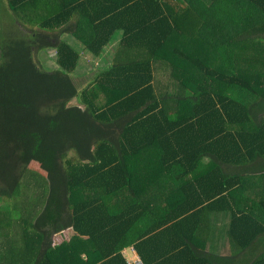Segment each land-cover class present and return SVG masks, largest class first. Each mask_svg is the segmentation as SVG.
Listing matches in <instances>:
<instances>
[{
  "label": "trees",
  "instance_id": "trees-1",
  "mask_svg": "<svg viewBox=\"0 0 264 264\" xmlns=\"http://www.w3.org/2000/svg\"><path fill=\"white\" fill-rule=\"evenodd\" d=\"M119 31L112 66L76 75L65 36L100 56ZM244 44H264V0H0V264H264V77L239 72ZM214 215L229 255L209 250Z\"/></svg>",
  "mask_w": 264,
  "mask_h": 264
},
{
  "label": "rangeland",
  "instance_id": "rangeland-1",
  "mask_svg": "<svg viewBox=\"0 0 264 264\" xmlns=\"http://www.w3.org/2000/svg\"><path fill=\"white\" fill-rule=\"evenodd\" d=\"M206 1L208 4L211 2V0H206ZM190 20H192L191 16L188 15V21H190ZM186 25H187V23H186ZM211 25L214 26L215 30L217 29L215 24H211ZM194 26L196 27V25H194ZM186 31H187V35H188L187 38H189V37H192L194 35L195 28L192 26L188 30V26H187ZM119 34H120V32H118V34H116V36L117 37L120 36ZM218 35H219V33H218ZM187 38H184V39H187ZM65 39L71 44L79 42L77 39L76 40L78 42L75 40V38H73L71 36H69V37L65 36ZM181 42H182V40L179 39L177 36H175L172 39L170 46L172 48L173 46L180 44ZM196 42H198V41H196ZM78 44L82 47V48H76V50L81 54L82 62L80 60V62H81L80 69L77 70L76 75L77 74L78 75H86L88 72L92 71L93 69H96L97 65H98V67H101V68L107 67L108 64H106L105 66H102L101 64H97V60L101 56L96 57L95 55H93L89 51H85V49H83V48H85L83 45H81L80 43H78ZM244 46H245L243 48L244 51L239 54V58H238V66L240 69L239 72H241V74L247 78L251 77L252 79H255L256 77H264V44L263 45H261V44H257V45L256 44L255 45L244 44ZM114 47H116V46H114ZM171 48H169V49H171ZM189 49H190L191 55L196 56L198 58H201L207 62L213 63L216 60V55L212 50V46H206L204 44H201L200 46H196V47L189 48ZM44 52H46V53H44ZM44 52L40 54V58H41V60L43 59L44 66L48 69H58L59 67H57V65H56V59H57L56 51L53 49H50V50H46ZM107 52H108L107 57L110 58L111 57L110 50H108ZM102 58H100L99 61L103 63V62H105V60H103ZM112 61L113 60L110 61V64L112 63ZM182 71L184 73L188 72L185 69H183ZM171 81L173 82V85H171L172 91L176 93L177 88L179 87V85H177V83L181 82V80L180 79L176 80L175 78H172ZM191 92H192L191 89H189L186 92V94L190 95ZM100 100H105V96L103 95ZM72 104L73 105H79L80 102H79V100L76 99L72 102ZM154 154L155 153H153V155ZM153 155H152V157H150V159L152 158L151 160L150 159H147V161L145 160L144 164L140 167L139 172H138L139 173L138 179L140 182V186H141V188H144L145 190H148L149 186L161 177V171H160V168L158 167L157 157L153 156ZM20 199H21L20 201L22 202L23 199L22 198H20ZM216 218L217 217H215V216L212 217V219L214 220L213 224H219L220 227H223L221 229V231L225 232L226 228H228L227 225L220 224V222L218 223V221L215 220ZM11 231H12V233L16 232V230L14 228H12ZM214 232H216V231L212 228V233H214ZM217 238H219V237H217ZM220 240L222 242H228L229 238H227L225 236V234L223 235V233H222ZM230 248H231V246H230ZM217 253H222V252H217Z\"/></svg>",
  "mask_w": 264,
  "mask_h": 264
},
{
  "label": "crops",
  "instance_id": "crops-1",
  "mask_svg": "<svg viewBox=\"0 0 264 264\" xmlns=\"http://www.w3.org/2000/svg\"><path fill=\"white\" fill-rule=\"evenodd\" d=\"M120 32V36H114V38L112 39L113 41H111L112 43H110L104 50L105 51H103V53L100 55V56H96V57H100V58H102L103 60H105V62H100L99 60H100V58L97 60V64H101L102 66H105L106 64H108L107 65V67H98V65H97V67H96V69H93L92 71H90V72H88L87 74H91V73H93V72H95L96 70H98V69H107V68H109L110 66H112V64H113V62H114V58H115V55H116V52L118 51V49H119V46H120V43H121V40H122V37H123V32L122 31H119ZM116 34H118V33H116ZM67 37H69V36H67ZM74 38V37H73ZM75 40H76V38H75ZM67 41V40H66ZM77 41V40H76ZM68 42V41H67ZM78 42V41H77ZM69 43V42H68ZM78 43H80L81 45H83L84 47H85V45L84 44H82L80 41L78 42ZM78 43H74V44H71V43H69L72 47H74L75 49L76 48H82ZM114 46H116V47H114ZM114 47V48H113ZM83 49H85V51H88L86 48H83ZM108 50H110V55H111V57L109 58V57H107V55H108ZM90 52V51H89ZM43 53V52H42ZM44 53H46V52H44ZM91 53V52H90ZM81 60V59H80ZM111 60H113L112 61V63L110 64V61ZM42 61H43V59H42ZM81 62H82V60H81ZM81 62H79V65H78V68H77V70L78 69H80V65H81ZM44 64V63H43ZM56 65H57V59H56ZM57 67H58V65H57ZM77 72V71H76ZM86 74V75H87ZM78 75V74H77ZM78 76H84V75H78ZM215 217H217L215 220L216 221H218V223L220 222V224H224V225H227V227L229 228V222H230V219H229V216L228 215H223V216H220V215H214ZM212 221H214L213 219H212ZM212 228L216 231V232H214V233H212V235H211V239H212V244L210 245V247H209V250L210 249H212L213 251L214 250H216L217 252H222V253H218V254H220V255H229L230 253H231V248H230V242L228 241V242H222L221 240H220V238H221V235H222V233H223V235L225 234V236L228 238V236H227V230H228V228H226V231L225 232H222L221 231V229L223 228V227H220V225L219 224H212ZM11 234L12 235H16V234H13L12 232H11ZM217 237H219V238H217ZM5 238V236H3V234H1L0 233V243H2L3 242V240H5L4 239ZM217 238V239H216ZM208 249V248H207ZM132 250L133 249H129V250H126V253H128V255H133L132 254Z\"/></svg>",
  "mask_w": 264,
  "mask_h": 264
},
{
  "label": "built area",
  "instance_id": "built-area-1",
  "mask_svg": "<svg viewBox=\"0 0 264 264\" xmlns=\"http://www.w3.org/2000/svg\"><path fill=\"white\" fill-rule=\"evenodd\" d=\"M133 255H129L128 262L129 264H144V262L140 259V257L137 255L136 251L132 250Z\"/></svg>",
  "mask_w": 264,
  "mask_h": 264
}]
</instances>
